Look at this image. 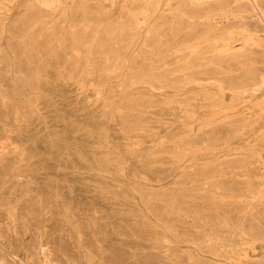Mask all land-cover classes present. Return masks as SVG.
<instances>
[{
  "label": "rangeland",
  "instance_id": "1",
  "mask_svg": "<svg viewBox=\"0 0 264 264\" xmlns=\"http://www.w3.org/2000/svg\"><path fill=\"white\" fill-rule=\"evenodd\" d=\"M203 1L0 0V256L42 264L44 246L52 264L263 261L264 92L250 89L264 33L239 50L256 12L241 28L237 9L215 15V32ZM223 40L238 51L219 55ZM193 69L214 79L178 82Z\"/></svg>",
  "mask_w": 264,
  "mask_h": 264
},
{
  "label": "bare ground",
  "instance_id": "2",
  "mask_svg": "<svg viewBox=\"0 0 264 264\" xmlns=\"http://www.w3.org/2000/svg\"><path fill=\"white\" fill-rule=\"evenodd\" d=\"M169 1V0H168ZM171 1V0H170ZM198 1V0H197ZM3 3V2H2ZM42 3V2H41ZM167 3V2H166ZM43 4V6L44 7H48V5H47V3H42ZM200 5H202V6H204V10H203V16L205 17V21L207 22V28H209V30H212V31H219L220 30V28L221 27H218L217 25H218V23H215V22H213V17L216 15V16H218L219 17V19H221V20H224L226 17H227V14L228 13H230L231 12V10H232V8H235V9H237V11L238 12H240L239 13V15L238 16H236L237 18H239V22L236 24L239 28H241V27H244L247 23H246V19L244 18V16L242 15V13H245V14H250V13H252V12H256V14H257V16H256V19H255V22H256V24H255V26H254V29H253V31L254 32H244V31H242L243 33H241V36H239L238 35V33H237V35L239 36V38L236 40V41H234L235 43H237V41L238 42H240V49L239 50H244L246 47H248V46H258L257 45V41H255L254 39H253V36H254V38H255V35H257V33L258 32H261L262 33V35H263V33H264V0H204L203 2H201V3H199ZM263 4V5H262ZM150 5V4H149ZM166 5V4H165ZM169 5V4H168ZM185 5V4H184ZM196 5H198V3L196 4ZM142 6V5H141ZM199 6V5H198ZM174 7H176V6H174ZM169 8V7H168ZM53 10V9H52ZM163 10V9H162ZM165 10V9H164ZM181 11V10H180ZM180 11L178 10V8H176L175 10H173L171 13L172 14H177V13H180ZM144 11H140V13L142 14ZM171 13H170V15H171ZM181 15L183 14V13H180ZM179 14V15H180ZM169 15V14H168ZM50 15H46V16H44L46 19H48V18H50L49 17ZM135 16V15H134ZM251 16V15H250ZM155 19H157V17L155 18ZM249 19H250V17H249ZM198 19H196V21H197ZM201 20V19H200ZM229 20V19H228ZM144 21V20H143ZM189 21V20H188ZM217 21V20H216ZM218 21H220V20H218ZM237 21V20H236ZM248 21V20H247ZM252 21V20H251ZM223 22V21H222ZM193 23V22H192ZM203 23V22H202ZM144 24V23H143ZM151 24V23H150ZM199 24H201V22L199 23ZM223 24V23H222ZM254 24V23H253ZM46 25V24H45ZM190 25V24H189ZM196 25H198V24H196ZM195 26V25H194ZM194 26H192V27H194ZM199 26V25H198ZM204 26V25H203ZM221 26H223V25H221ZM43 27V26H42ZM149 27V26H148ZM184 27H186L185 25H184ZM187 27H188V25H187ZM206 28V29H207ZM235 28H237L236 26L235 27H233V26H231V30H234ZM41 29H46V30H49L50 28L49 27H47V28H41ZM143 29V27L142 26H139L138 25V27H137V30H139L138 32H140V30H142ZM224 29H226V28H224ZM40 30V29H39ZM45 30V31H46ZM229 29H226V31H228ZM237 30H239V29H237ZM245 30V29H244ZM149 31H150V28H147V31H146V34L144 35V37L145 38H149L150 37V34H149ZM187 31V30H186ZM185 31V32H186ZM236 31V30H235ZM208 32V31H207ZM237 32V31H236ZM209 33V32H208ZM227 33V32H226ZM235 33V32H234ZM240 33V32H239ZM249 33V34H248ZM184 34V33H183ZM187 34V33H186ZM185 34V35H186ZM223 35H226V34H223ZM235 35V34H234ZM46 36V35H45ZM213 36V35H212ZM228 36V35H227ZM232 36V35H231ZM257 36H259V35H257ZM180 37V36H179ZM191 37V36H190ZM200 37V36H199ZM204 37V36H203ZM226 37V36H225ZM204 38H206L205 40H207L208 38L207 37H204ZM227 38V37H226ZM229 38V37H228ZM234 38V37H233ZM258 38V37H257ZM144 39V38H143ZM197 39V38H196ZM203 39V38H202ZM210 39V38H209ZM215 39H218V38H214V42H215ZM261 39V38H260ZM193 40H195V39H193ZM199 40V39H198ZM220 40V39H219ZM175 41V40H174ZM200 41V40H199ZM210 41H212V40H210ZM229 41V40H228ZM143 42V41H142ZM221 42V41H220ZM231 42H233V41H231ZM260 42V41H259ZM264 42V41H263ZM137 43V42H136ZM193 43V42H192ZM210 43H212V42H210ZM219 43V42H218ZM234 43V44H235ZM191 44V43H190ZM84 45V44H83ZM134 45H136V44H133L132 46H134ZM171 45H173V44H171ZM170 45V46H171ZM192 45V44H191ZM203 45V44H202ZM206 45H207V43H206ZM214 45V44H213ZM212 45V46H213ZM264 45V44H263ZM126 46V45H125ZM130 46V45H129ZM128 46V47H129ZM194 46V45H193ZM192 46V47H193ZM205 46V45H204ZM211 46V47H212ZM182 47H184V48H182L181 50H180V52L182 53L183 51H185V49H186V47L187 46H182ZM200 47V46H199ZM211 47H209V48H211ZM262 47V46H261ZM177 48H179V47H177ZM191 48V47H190ZM194 48V47H193ZM203 48V47H202ZM208 48V47H207ZM219 52L218 53H220L219 55H225V54H230V55H232L233 54V51H235V50H237L238 51V49H235V46H232L231 44H229L227 41H224L223 40V43L222 44H220L219 45ZM263 48V47H262ZM173 49H175V48H172V50L171 51H174ZM213 49V48H212ZM216 49V48H215ZM214 49V50H215ZM155 51H156V49H154ZM179 50V49H178ZM192 50V49H191ZM198 50H199V48H198ZM197 50V51H198ZM204 50H206V49H204ZM209 50V49H208ZM190 51V50H189ZM202 51V50H201ZM167 52V51H166ZM175 52V51H174ZM177 52H179V51H176V54H177ZM261 52H263L262 50H261ZM134 53V52H133ZM172 53V52H171ZM187 53V52H186ZM193 53V52H192ZM198 53V52H197ZM213 53H215V51L213 52ZM212 53V54H213ZM170 54V53H169ZM168 53H167V55H169ZM175 54V55H176ZM190 54H191V52H190ZM194 54H196L195 52H194ZM132 55V54H131ZM141 55V54H140ZM156 55V54H155ZM166 55V54H165ZM174 55V54H173ZM178 55V54H177ZM176 55V56H177ZM217 55V54H216ZM215 55V56H216ZM262 55V54H261ZM163 56V55H162ZM181 56H182V54H181ZM207 56H209L208 54H207ZM160 57V56H159ZM190 57V56H189ZM262 57V56H261ZM177 58H179V57H177ZM202 58V57H201ZM204 58H205V56H204ZM132 59V58H131ZM158 59V58H157ZM50 60V59H49ZM154 60V59H153ZM178 60H180V59H178ZM189 60H190V58H189ZM213 59H211V61H212ZM224 60H225V58H224ZM129 61V60H128ZM168 61V60H167ZM99 62V61H98ZM140 62V61H139ZM153 62V61H152ZM206 62V61H205ZM133 63V62H132ZM184 64L185 63H187L186 61L185 62H183ZM188 63H189V61H188ZM200 63V62H199ZM208 63V62H207ZM261 63V62H260ZM209 64V63H208ZM157 65H159V64H157ZM206 65V64H205ZM99 66V65H98ZM204 66V65H203ZM184 66H181V68H183ZM216 67H218V66H216ZM174 68H175V66H174ZM209 68V67H208ZM120 69V68H119ZM185 69H189V67L188 68H185ZM141 70V69H140ZM155 70V69H154ZM165 69H163L162 70V72L164 71ZM105 71H107V69H104L103 70V74L101 75V77H102V79H104L106 76H105ZM160 71V70H159ZM158 71V72H159ZM167 71V70H166ZM157 72V74H159ZM194 72V73H193ZM200 73V71L198 70V71H196V69H193V71H191V72H189V75H182L181 74V81H178L179 83H181V82H183V83H185V80L187 79L188 81H191V82H198V81H208V80H212V79H214V78H212L213 76H205V74L203 75V74H199ZM198 75H201V76H198ZM128 76V75H127ZM143 76V75H142ZM176 76V75H175ZM187 76V78H185ZM217 77V76H216ZM173 79H174V76L172 77ZM171 78V79H172ZM182 78H185V80L184 79H182ZM218 78V77H217ZM127 79H128V77H127ZM176 79V78H175ZM128 81H129V79H128ZM177 82V83H178ZM216 82H218V81H216ZM162 83H163V81H162ZM219 83V85L221 84V81H219L218 82ZM154 84V83H153ZM181 85V84H180ZM203 85V84H202ZM211 85V84H210ZM200 87H202V86H200ZM213 87V86H212ZM218 87V86H217ZM196 88V87H195ZM209 89V88H208ZM250 89V88H249ZM249 89H247V90H249ZM140 90V89H139ZM142 90V89H141ZM145 90V89H144ZM190 90V89H189ZM212 90H214V88L212 89ZM246 89H242L241 91H242V93L244 94L246 91H247ZM148 91V90H147ZM188 91V90H187ZM219 91V90H218ZM217 91V92H218ZM250 91L252 92V93H257V91H259V92H264V75H261L260 74V76H259V78H258V82L256 83V84H254L253 86H252V88L250 89ZM165 92V91H164ZM186 92V91H185ZM192 92V91H191ZM222 92V91H221ZM221 92H218L219 94H221ZM211 93V92H210ZM235 93V92H234ZM250 93V92H249ZM198 94V93H197ZM213 96V94H210V96ZM231 95V94H230ZM250 95H251V93H250ZM196 96V95H195ZM200 96V95H199ZM219 96V95H218ZM217 96V97H218ZM235 96V95H234ZM233 96V97H234ZM247 96V95H246ZM181 97V96H180ZM214 97H216V96H214ZM245 97V96H244ZM248 97V96H247ZM255 97V96H254ZM196 98V97H195ZM201 98V97H200ZM211 98V97H210ZM239 98V97H238ZM251 98V97H250ZM189 99V98H188ZM193 99V98H192ZM206 99V98H205ZM235 99V98H234ZM252 99V98H251ZM180 100V99H179ZM196 100V99H195ZM201 100V99H200ZM214 100V99H213ZM215 100H217V99H215ZM222 100V99H221ZM240 100V99H239ZM145 101V100H144ZM186 101H187V99H186ZM194 101V100H193ZM201 101H203V100H201ZM251 101V100H250ZM253 101V100H252ZM143 102V101H142ZM234 102V101H233ZM239 102H241V101H239ZM179 103V102H178ZM181 103H182V101H181ZM203 103V102H202ZM226 103V102H225ZM243 103V102H242ZM191 104V103H190ZM194 104V103H193ZM198 104H199V101H198ZM197 104V106H199ZM218 104V103H217ZM245 104V103H244ZM256 104V106L257 107H261L262 109L261 110H263V108H264V101H261V102H257V103H255ZM140 105V104H139ZM175 105H178L177 104V102H176V104ZM184 105H186L185 103H184ZM188 105V104H187ZM203 105V104H202ZM230 105V104H229ZM240 105V104H239ZM183 106V105H182ZM190 106V105H189ZM193 106V105H192ZM216 106V105H215ZM191 107V106H190ZM218 107H219V105H218ZM221 107V106H220ZM228 107V106H227ZM139 108V106H134V107H132V108H130L129 109V111H128V113H127V117H128V115L130 114V112H132V111H134V110H137ZM230 108H231V106H230ZM173 109H174V107H173ZM203 109V108H202ZM209 109V108H208ZM223 109V108H222ZM222 109H220V110H222ZM227 109H229V108H227ZM176 110V109H175ZM175 110H173V112L175 111ZM181 110V109H180ZM224 110V109H223ZM178 111V110H177ZM216 111V110H215ZM218 111V110H217ZM205 112H207V111H205ZM219 112H221V111H219ZM176 113H178V112H176ZM179 113H180V111H179ZM184 113H185V110H184ZM186 113H187V111H186ZM213 113H217V112H213ZM227 113V112H226ZM194 115H195V113H193ZM176 116L178 115V114H175ZM185 115V114H184ZM235 116V115H234ZM185 117H187V116H185ZM188 118V117H187ZM213 118V117H212ZM224 118V117H223ZM253 118V117H252ZM184 119V118H183ZM219 119V118H218ZM225 119V118H224ZM138 123H140V122H138ZM136 124V126H139V124ZM204 123V122H203ZM215 123V122H214ZM201 125V124H200ZM198 126V125H197ZM206 127V126H205ZM204 127V128H205ZM222 130V129H221ZM200 133V132H199ZM190 138V137H189ZM189 147V146H188ZM187 147V148H188ZM191 149H192V147H191ZM195 149V148H194ZM190 150V149H189ZM186 152H188V151H186ZM258 218V217H257ZM240 226V225H239ZM240 231H242V232H244L243 230H240ZM240 233V232H239ZM257 242V241H256ZM44 246H42L40 249H39V254L40 255H42V258L40 259L42 262V264H52L51 263V261L49 260V257H48V255L49 254H47V250L45 249V248H43ZM253 248V247H252ZM2 251H5L4 249H1ZM254 251V250H253ZM256 251V250H255ZM3 253V252H2ZM7 254V253H6ZM16 256V255H15ZM20 259V258H19ZM247 260V259H246ZM20 263V262H19ZM241 263V262H240ZM0 264H11V262L9 261V259H7V258H5L3 255H1L0 256ZM20 264H22V262L20 263ZM72 264H75V263H72ZM247 264H264V259H263V261L262 262H252V263H250V262H248Z\"/></svg>",
  "mask_w": 264,
  "mask_h": 264
}]
</instances>
